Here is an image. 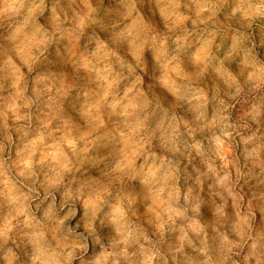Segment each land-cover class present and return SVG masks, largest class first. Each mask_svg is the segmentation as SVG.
Here are the masks:
<instances>
[{
    "label": "clouds",
    "instance_id": "clouds-1",
    "mask_svg": "<svg viewBox=\"0 0 264 264\" xmlns=\"http://www.w3.org/2000/svg\"><path fill=\"white\" fill-rule=\"evenodd\" d=\"M0 264H264V0H0Z\"/></svg>",
    "mask_w": 264,
    "mask_h": 264
}]
</instances>
